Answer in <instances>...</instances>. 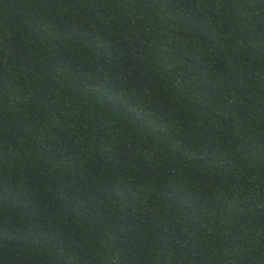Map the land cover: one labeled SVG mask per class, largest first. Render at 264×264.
Returning <instances> with one entry per match:
<instances>
[{"label": "trees", "instance_id": "16d2710c", "mask_svg": "<svg viewBox=\"0 0 264 264\" xmlns=\"http://www.w3.org/2000/svg\"><path fill=\"white\" fill-rule=\"evenodd\" d=\"M0 264H264V0H0Z\"/></svg>", "mask_w": 264, "mask_h": 264}]
</instances>
